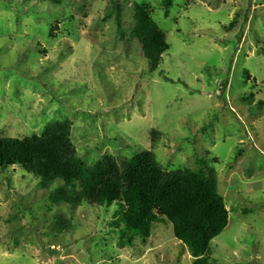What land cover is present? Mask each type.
Wrapping results in <instances>:
<instances>
[{
    "label": "rangeland",
    "instance_id": "rangeland-1",
    "mask_svg": "<svg viewBox=\"0 0 264 264\" xmlns=\"http://www.w3.org/2000/svg\"><path fill=\"white\" fill-rule=\"evenodd\" d=\"M137 5L165 34L152 68L130 36ZM68 121L92 166L150 151L165 171H212L227 225L208 264H264V0H0V131ZM0 168V264H192L167 221L142 238L116 204H56ZM66 223L59 229L57 222Z\"/></svg>",
    "mask_w": 264,
    "mask_h": 264
},
{
    "label": "trees",
    "instance_id": "trees-1",
    "mask_svg": "<svg viewBox=\"0 0 264 264\" xmlns=\"http://www.w3.org/2000/svg\"><path fill=\"white\" fill-rule=\"evenodd\" d=\"M59 4L62 0H47ZM130 36L142 47L152 68L168 49L165 34L141 5L135 7ZM70 123H49L40 136L2 137L0 168L21 166L46 188L57 180L63 187L52 195L56 204L76 208L83 202L100 207L116 204L120 218L113 225L146 238L151 226L167 221L173 236L195 257L192 264H208L204 253L227 225V211L216 191V180L200 170H163L150 151L118 163L104 156L87 166L69 137ZM59 229L67 227L57 222Z\"/></svg>",
    "mask_w": 264,
    "mask_h": 264
}]
</instances>
